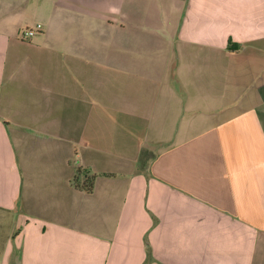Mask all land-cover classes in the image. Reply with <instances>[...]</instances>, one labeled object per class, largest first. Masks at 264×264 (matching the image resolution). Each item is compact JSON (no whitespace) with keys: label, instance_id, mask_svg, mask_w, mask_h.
Wrapping results in <instances>:
<instances>
[{"label":"crops","instance_id":"0c3cea01","mask_svg":"<svg viewBox=\"0 0 264 264\" xmlns=\"http://www.w3.org/2000/svg\"><path fill=\"white\" fill-rule=\"evenodd\" d=\"M0 264H264V0H0Z\"/></svg>","mask_w":264,"mask_h":264},{"label":"built area","instance_id":"2783aa9c","mask_svg":"<svg viewBox=\"0 0 264 264\" xmlns=\"http://www.w3.org/2000/svg\"><path fill=\"white\" fill-rule=\"evenodd\" d=\"M41 30V26L37 25L31 28H25L21 32L22 39H29Z\"/></svg>","mask_w":264,"mask_h":264},{"label":"trees","instance_id":"16d2710c","mask_svg":"<svg viewBox=\"0 0 264 264\" xmlns=\"http://www.w3.org/2000/svg\"><path fill=\"white\" fill-rule=\"evenodd\" d=\"M93 181L94 177H87L86 180L83 183L76 184V187L79 188L80 190H84L86 192H91L92 187H93Z\"/></svg>","mask_w":264,"mask_h":264}]
</instances>
